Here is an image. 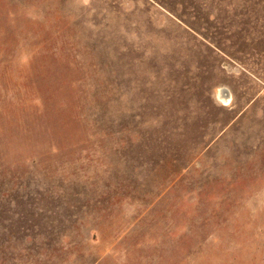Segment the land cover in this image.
<instances>
[{"label": "rangeland", "instance_id": "374dc122", "mask_svg": "<svg viewBox=\"0 0 264 264\" xmlns=\"http://www.w3.org/2000/svg\"><path fill=\"white\" fill-rule=\"evenodd\" d=\"M0 264H264V0H0Z\"/></svg>", "mask_w": 264, "mask_h": 264}, {"label": "bare ground", "instance_id": "6f19581e", "mask_svg": "<svg viewBox=\"0 0 264 264\" xmlns=\"http://www.w3.org/2000/svg\"><path fill=\"white\" fill-rule=\"evenodd\" d=\"M219 98L225 102L228 103L231 100V93L229 91L224 92L223 90L220 91Z\"/></svg>", "mask_w": 264, "mask_h": 264}]
</instances>
